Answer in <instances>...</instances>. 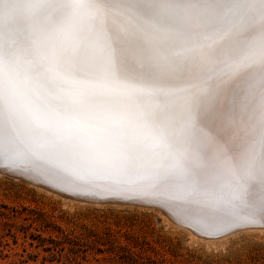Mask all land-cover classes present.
I'll use <instances>...</instances> for the list:
<instances>
[{"label": "snow or ice", "instance_id": "snow-or-ice-1", "mask_svg": "<svg viewBox=\"0 0 264 264\" xmlns=\"http://www.w3.org/2000/svg\"><path fill=\"white\" fill-rule=\"evenodd\" d=\"M0 170L264 228V0H0Z\"/></svg>", "mask_w": 264, "mask_h": 264}, {"label": "rangeland", "instance_id": "rangeland-1", "mask_svg": "<svg viewBox=\"0 0 264 264\" xmlns=\"http://www.w3.org/2000/svg\"><path fill=\"white\" fill-rule=\"evenodd\" d=\"M0 264H264V230L202 239L158 207L71 200L1 173Z\"/></svg>", "mask_w": 264, "mask_h": 264}, {"label": "bare ground", "instance_id": "bare-ground-1", "mask_svg": "<svg viewBox=\"0 0 264 264\" xmlns=\"http://www.w3.org/2000/svg\"><path fill=\"white\" fill-rule=\"evenodd\" d=\"M1 173L3 174V173H5V171L0 170V174H1ZM8 174H12L15 178H21V179H23V180L28 181L29 183H31V184H33V185L38 186L39 188L46 189L47 191L54 192V193H56V194L61 195L62 197H65V198H68V199H71V200H77V201H90V202H94L93 200L88 199V198H79V197L73 196V195H71V194H65V193H62V192L59 191V190H55V189H53L51 186H48V185H42V184H40V183H37V182H35V181H32L31 179H29V178H27V177H20V176L14 174V173H8ZM95 203H99V202H95ZM111 203H126V202H111ZM130 204H131V203H130ZM133 204H134V203H133ZM136 204L138 205L139 203H136ZM139 205H142V204H139ZM146 207H147V206H146ZM158 208H159V207H158ZM159 209H160V208H159ZM160 210H161V209H160ZM161 211H162V213H163V215H164L165 218H168V220L174 222V220H173L168 214H166L165 211H163V210H161ZM175 223L178 224V225H181V226H183V227H186V229L190 230L191 234H192L194 237H198V238L206 239V238H204L203 236L198 235L197 232H196L193 228H190V227H188V226H186V225H183V224H181V223H177V222H175ZM244 230H249V231H250V230H251V231L259 230V231H263L264 228L255 227V228H247V229H244ZM235 233H237V232H233V233H231V234H229V235H226V236H223V237H221V238H219V239H207V240H220V239L227 238L228 236L233 235V234H235Z\"/></svg>", "mask_w": 264, "mask_h": 264}]
</instances>
